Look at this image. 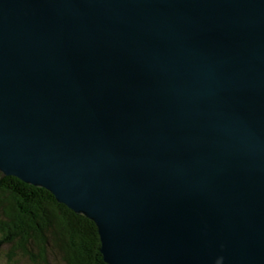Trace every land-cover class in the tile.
I'll return each instance as SVG.
<instances>
[{
    "label": "water",
    "instance_id": "obj_1",
    "mask_svg": "<svg viewBox=\"0 0 264 264\" xmlns=\"http://www.w3.org/2000/svg\"><path fill=\"white\" fill-rule=\"evenodd\" d=\"M0 171L107 264H264V0H0Z\"/></svg>",
    "mask_w": 264,
    "mask_h": 264
},
{
    "label": "trees",
    "instance_id": "obj_2",
    "mask_svg": "<svg viewBox=\"0 0 264 264\" xmlns=\"http://www.w3.org/2000/svg\"><path fill=\"white\" fill-rule=\"evenodd\" d=\"M100 245L92 220L45 188L0 171L2 264H107Z\"/></svg>",
    "mask_w": 264,
    "mask_h": 264
},
{
    "label": "rangeland",
    "instance_id": "obj_3",
    "mask_svg": "<svg viewBox=\"0 0 264 264\" xmlns=\"http://www.w3.org/2000/svg\"><path fill=\"white\" fill-rule=\"evenodd\" d=\"M6 247H7V246H6V245H4V246H2V247H1V249H2V250H6V249H7ZM2 253H3V252H2ZM3 263H4V262H3ZM0 264H2V261H1V259H0Z\"/></svg>",
    "mask_w": 264,
    "mask_h": 264
},
{
    "label": "clouds",
    "instance_id": "obj_4",
    "mask_svg": "<svg viewBox=\"0 0 264 264\" xmlns=\"http://www.w3.org/2000/svg\"><path fill=\"white\" fill-rule=\"evenodd\" d=\"M215 264H221V259H217Z\"/></svg>",
    "mask_w": 264,
    "mask_h": 264
}]
</instances>
